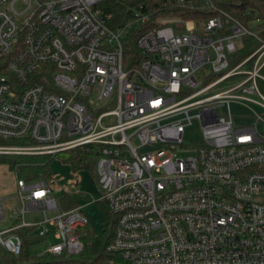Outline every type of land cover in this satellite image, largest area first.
Masks as SVG:
<instances>
[{"label":"built area","instance_id":"built-area-1","mask_svg":"<svg viewBox=\"0 0 264 264\" xmlns=\"http://www.w3.org/2000/svg\"><path fill=\"white\" fill-rule=\"evenodd\" d=\"M109 1L0 0V140L11 143L0 155L96 154L97 203L116 216L104 264H264V117L238 125L232 110L264 111L263 31L219 0L127 5L114 28ZM244 37L259 44L239 60ZM195 123L202 139L187 142ZM16 184L20 222L0 229V247L19 256V229L45 240L54 227L62 243L44 254L79 255L85 207L64 210L49 181ZM28 210L44 219L27 224Z\"/></svg>","mask_w":264,"mask_h":264},{"label":"trees","instance_id":"trees-1","mask_svg":"<svg viewBox=\"0 0 264 264\" xmlns=\"http://www.w3.org/2000/svg\"><path fill=\"white\" fill-rule=\"evenodd\" d=\"M166 0H130L128 4H124L121 0H110L105 7L106 14L112 17L109 24L116 27L120 24L122 19V12L126 6L139 7L143 5L148 10L161 7ZM218 10H222L234 18L240 20L244 25L254 30H262L264 34V0H219ZM177 15H182L187 19L208 20L214 15L209 10L201 9L199 14H188L187 10L177 8L175 10ZM164 13V12H162ZM166 15V14H161ZM258 21L257 28H252V25ZM138 33L125 44V55L137 54L135 45ZM244 47L236 54V59H244L250 55L258 46V41L251 37H244ZM9 143L10 141H1L0 143ZM70 153L68 163L72 168L77 170H85L89 174L96 171V154L86 148H75L67 151ZM53 155H0V164L5 165L9 171L14 173L17 179H23L26 182H33L36 180L48 182L51 178L50 163ZM60 205L64 210L76 208L80 205L77 197L71 194H65L59 199ZM98 205L102 207L105 222L101 231H97L90 221L85 229L80 232L84 243V250L76 256L53 254H43L35 256L31 253V246L39 243L43 238L33 236L31 233L36 227H24L17 231V233L24 240L23 252L19 256H14L5 250H0V264H104L109 259L106 247L112 241L116 226V216L112 213L109 205L106 202H99Z\"/></svg>","mask_w":264,"mask_h":264},{"label":"rangeland","instance_id":"rangeland-1","mask_svg":"<svg viewBox=\"0 0 264 264\" xmlns=\"http://www.w3.org/2000/svg\"><path fill=\"white\" fill-rule=\"evenodd\" d=\"M259 23H255L254 26H257ZM257 28V27H253ZM257 32V30H254ZM234 116L236 117V123L238 125H250L254 124L253 120V111H256L259 115H263L264 111L257 107H243L238 108L234 106L232 108ZM114 122L113 118H108L104 121V126L111 125ZM258 129L264 134V123H258ZM185 139L187 142H199L201 137V131L199 125L195 123L192 127L187 129ZM0 144H11L9 143H0ZM70 158L69 152H60L53 156L50 163V173L51 178L49 182L53 188L54 194L59 200L65 194H71L78 198L80 205L84 206L85 213L87 214L89 220L92 223V226L97 230L101 231L102 226L105 222V215L102 207L97 203L101 199L102 186L98 179L96 171L93 174H89L85 170L75 171L71 164L68 163ZM17 178L14 173L9 171V169L0 164V192L8 193L5 195L7 198L5 215L6 218L0 221V229H8L13 226L12 216H17V194L16 192L10 194V190H13L16 184ZM41 180L33 181L38 183ZM2 194V193H0ZM20 206V204H19ZM22 209V206H20ZM60 214V211L49 212L48 217L50 219L56 218ZM21 217V216H20ZM18 216V218H20ZM43 214L40 211H27L24 216V221L27 224H35L39 220H43ZM50 235L47 239L42 240L39 243H35L31 246V253L35 256L43 255L48 247L61 244L62 241L57 239V230L54 227H49ZM39 231L35 230L33 236H38Z\"/></svg>","mask_w":264,"mask_h":264},{"label":"crops","instance_id":"crops-1","mask_svg":"<svg viewBox=\"0 0 264 264\" xmlns=\"http://www.w3.org/2000/svg\"><path fill=\"white\" fill-rule=\"evenodd\" d=\"M16 182H17V180H16ZM16 192V194H17V203H18V207H20L19 206V202H18V193H17V184H15V186H14V188H13V190H10V194H13V193H15ZM0 193H2V194H0V199L2 200V202H3V213H4V217L6 218V213H5V207H6V202H7V198H6V196L5 195H8V193H5V194H3L4 192H0ZM18 207H17V209H18ZM30 211H35V210H30ZM17 212V211H16ZM13 217H14V219H13ZM5 218H2V219H5ZM2 219H0V221H2ZM12 219H13V221H14V223H13V226L12 227H14V226H16L19 222H20V218H18V215L17 216H12ZM11 228V227H10ZM5 229V228H4ZM7 229V228H6ZM2 230V229H1ZM35 230H37L36 228L34 229V231ZM34 231L31 233L32 235H33V233H34ZM0 250H4L2 247H0Z\"/></svg>","mask_w":264,"mask_h":264}]
</instances>
